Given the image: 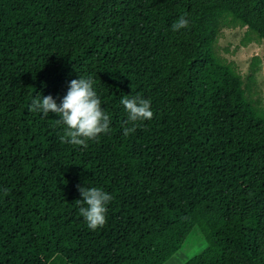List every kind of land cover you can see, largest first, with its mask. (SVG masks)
<instances>
[{
    "label": "trees",
    "instance_id": "trees-1",
    "mask_svg": "<svg viewBox=\"0 0 264 264\" xmlns=\"http://www.w3.org/2000/svg\"><path fill=\"white\" fill-rule=\"evenodd\" d=\"M226 28L264 42V0H0V264H167L203 238L184 264H264V110ZM88 76L111 131L85 149L29 109ZM130 95L154 116L125 136ZM77 186L113 196L102 228Z\"/></svg>",
    "mask_w": 264,
    "mask_h": 264
},
{
    "label": "clouds",
    "instance_id": "clouds-1",
    "mask_svg": "<svg viewBox=\"0 0 264 264\" xmlns=\"http://www.w3.org/2000/svg\"><path fill=\"white\" fill-rule=\"evenodd\" d=\"M189 26V20L180 16L172 25L173 31H179ZM95 80L91 77H80L71 80L66 95L57 103L51 95L36 96L31 101L30 111L40 112L44 117L55 114L57 126L63 127L60 136L62 143L74 146L88 147L89 140L97 139L101 134L111 131V117L104 108L97 92L94 90ZM121 103L128 113V119L123 126V134L131 135L136 131L138 121L153 119L151 101L140 95L124 96ZM131 124L132 127L126 126ZM78 187L82 200L75 203L79 206V214L84 218L87 227L93 231L102 228L107 223L108 204L113 196L98 187ZM4 194L8 191L5 189ZM86 205V206H85Z\"/></svg>",
    "mask_w": 264,
    "mask_h": 264
},
{
    "label": "rangeland",
    "instance_id": "rangeland-1",
    "mask_svg": "<svg viewBox=\"0 0 264 264\" xmlns=\"http://www.w3.org/2000/svg\"><path fill=\"white\" fill-rule=\"evenodd\" d=\"M218 47L221 57L235 65L243 76L247 97L264 110V42L249 43L246 28H226L222 32ZM256 59H260L257 67ZM255 69L256 73L253 71ZM207 248L208 242L203 238L193 250L178 254L167 264H184Z\"/></svg>",
    "mask_w": 264,
    "mask_h": 264
}]
</instances>
